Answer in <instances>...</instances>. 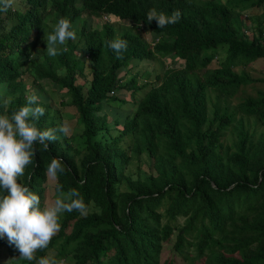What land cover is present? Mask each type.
<instances>
[{"label": "trees", "instance_id": "1", "mask_svg": "<svg viewBox=\"0 0 264 264\" xmlns=\"http://www.w3.org/2000/svg\"><path fill=\"white\" fill-rule=\"evenodd\" d=\"M22 2L0 11V114L37 90L32 107L45 113L34 122L55 130L62 122L52 101L69 95L64 105L76 127L67 136L54 131L58 139L46 141L47 150L35 144L18 182L42 205L47 166L61 159L55 192L76 189L87 208L61 213L59 232L25 264L42 256L65 264H197L202 257L203 264H264V91L237 97L255 81L244 67L264 59V0ZM152 8L179 10L181 18L158 28L147 21ZM103 14L109 19L91 26V17ZM62 17L77 38L50 57L44 33ZM120 20L129 23L122 33L114 25ZM117 36L127 41L120 58L106 43ZM163 58L173 65L152 79L150 69L143 77L128 72ZM31 67L37 88L28 91L23 77ZM142 154L155 173L141 174L140 162L136 175L128 169ZM4 244L10 247L6 237ZM19 257L13 261L24 264Z\"/></svg>", "mask_w": 264, "mask_h": 264}, {"label": "clouds", "instance_id": "2", "mask_svg": "<svg viewBox=\"0 0 264 264\" xmlns=\"http://www.w3.org/2000/svg\"><path fill=\"white\" fill-rule=\"evenodd\" d=\"M13 3L14 0H0V11H8ZM102 17H106V21L109 19L107 14H103ZM180 18L179 10L168 15L152 8L147 13L149 24L155 20L158 28L161 29L176 24ZM76 38L71 22L67 18H60L51 32L44 33L43 39L47 45V54L50 57L57 56L62 51L60 46ZM106 43L111 50L117 53L118 58L127 50V41L119 36ZM168 65L172 66L173 61ZM178 66L181 65L178 64ZM110 94H114V91ZM36 99L35 95H28L27 103L12 111L10 115L0 114V189L6 193L0 195V238L6 237L9 245L14 246L20 253L19 258L27 261L36 259L35 253L46 249L51 239L59 232L61 213L75 210L85 214L87 211L76 189H72L63 197L57 195L54 201L45 202L41 206L40 197L18 182V177L23 176L26 167L32 163L35 144L39 143L47 150L48 145L45 142L58 139L54 131L58 130L64 136L71 132L66 121L55 130L41 131L33 118L43 116L45 109L39 106L32 107ZM4 102L8 103L7 100ZM58 172H64L62 161L52 158L47 166L46 175L55 180ZM62 187V185L58 186V188ZM36 264H65V261L42 256Z\"/></svg>", "mask_w": 264, "mask_h": 264}, {"label": "rangeland", "instance_id": "3", "mask_svg": "<svg viewBox=\"0 0 264 264\" xmlns=\"http://www.w3.org/2000/svg\"><path fill=\"white\" fill-rule=\"evenodd\" d=\"M23 6H24V4H23L22 0H14L13 6L11 8H12V10H14L16 8H23ZM84 16H85V14H84ZM84 20H85V17H83V15L81 14V16L79 17L77 22L83 23ZM110 20H111V18H110ZM104 21H106V17H102V16H99V17L93 16V19H92V17L90 19L91 26L96 27V28H100V25ZM108 22H110V21H108ZM114 22H115L114 25H115L116 30H117V27L121 28L119 33L124 32L125 27H123V26L124 25L127 26L129 24L128 22H126V21L123 22L122 20L114 21ZM127 31H133V30L128 29ZM145 38H147V40H150V34L146 33ZM150 41H152V40H150ZM222 57H224V50L220 49L217 58L220 59ZM148 62H150V60H141L138 62L139 64L136 65V67H132L134 69H132V70L129 69L130 71L128 70V72H138L139 77H143L145 74L144 69H148V70L150 69L152 72V75L150 78L152 79V78H154V76L156 74H158V73L162 74L164 72V70L166 69V65L170 64L172 61L164 58V59H161L160 61L158 59H156L151 64H148ZM216 65H217V60L215 59L210 66L214 67ZM236 69L239 70L240 67H237ZM244 69L246 70L247 73H249V75L252 78H255V81L253 83L245 86L244 90L240 91L238 93L237 97L239 98V97L246 96V95L247 96L248 95L257 96L258 92L264 91V59H257L255 61H253L252 63H250L249 65L244 67ZM125 70L127 71V69H125ZM32 72H33V67H31L30 72L26 73L23 77L27 82L28 91L29 90H36V88H37L36 85H34V83L32 82V80H33L32 79V74H33ZM86 72H88V68H86ZM124 77H128V75L122 76L121 78L123 79ZM51 87L52 86H51L49 81H44V88L46 90L49 91ZM63 92H64V94H66V92L64 90H62V94H63ZM37 94H38V92L36 90L34 95L38 96ZM40 94H42V91L40 92ZM119 94L126 96V97H129V93H127V91H124L123 93H119ZM61 98H63V100H65L63 102V104H61V103L59 104V102L61 101ZM61 98L57 97L56 99H54L52 101L53 106H57V110L59 111V115L56 119L59 123L66 121L71 128L70 133H72V131L74 130V126L76 127V118H75V115L72 113V111L70 112L68 110L69 108L67 107V105H64V103H68L70 101V96L64 95V96H61ZM234 102H236V99L233 100V103ZM106 105L113 106V105H115V102L113 100H109V102ZM126 105H129V104L123 105L122 109H130V106H126ZM108 119L110 120L111 118L108 117ZM112 132H114V130ZM109 134L111 135L112 133H109ZM109 134L105 133V135H109ZM69 137H70V135H69ZM224 141L227 142V140H225V138H224ZM76 144H77V142L74 141L73 146H76ZM132 161L133 162L128 166V169L132 170L135 175H136V171H138V167L136 166L138 164V162H140L141 174H144V172L155 173V170L151 166L150 159L147 158L145 154L141 155V158L139 161L135 160L134 158L132 159ZM47 183H46L47 184L46 187L43 190L42 205L41 206H43L45 204V202L50 203V202L54 201V199L57 197V195H61L62 197L66 195V194H59V193L55 192V190H54L55 180L54 179L49 177L47 180ZM1 195H3V192H1ZM10 247H12V246H10ZM10 247H8L6 244H4L0 247V264H19V262H16V261L14 262L13 260L17 259L20 256V253L16 249H11ZM166 250L170 251L169 248H167ZM191 250L192 249L190 248V251ZM49 254H52V253L50 252ZM167 254L168 253L166 251H164L162 258L167 257L168 256ZM181 260L182 259L178 258V261L180 263H184V261H181ZM204 260H205V258L202 257V259L199 260L197 262V264H203ZM26 261L27 260H23L24 264Z\"/></svg>", "mask_w": 264, "mask_h": 264}]
</instances>
